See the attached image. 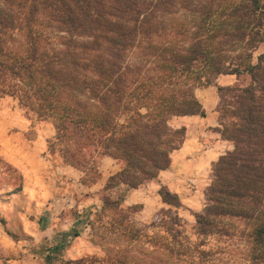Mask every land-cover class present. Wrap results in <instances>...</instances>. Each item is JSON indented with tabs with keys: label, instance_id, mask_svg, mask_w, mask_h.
<instances>
[{
	"label": "trees",
	"instance_id": "16d2710c",
	"mask_svg": "<svg viewBox=\"0 0 264 264\" xmlns=\"http://www.w3.org/2000/svg\"><path fill=\"white\" fill-rule=\"evenodd\" d=\"M183 12L192 19H169ZM261 43L264 0H0V95L52 119L58 140L116 159L121 170L105 189H131L183 146L187 128L173 117L206 116L197 88L248 73V86L220 87L235 101L221 130L234 149L214 164L195 227L202 237L228 234L221 218L241 217L251 226L245 259L264 264V52L252 62ZM135 51L142 60L130 63ZM160 195L180 204L165 186Z\"/></svg>",
	"mask_w": 264,
	"mask_h": 264
},
{
	"label": "rangeland",
	"instance_id": "374dc122",
	"mask_svg": "<svg viewBox=\"0 0 264 264\" xmlns=\"http://www.w3.org/2000/svg\"><path fill=\"white\" fill-rule=\"evenodd\" d=\"M177 15L169 19H192ZM263 52L264 43L252 51L254 64ZM140 54L127 60L140 62ZM251 82L248 73L220 74L197 88L206 116L173 117L188 130L186 144L168 169L131 189L119 181L105 189L121 170L116 159L94 147L87 152L84 140H58L52 119L0 95V264H248L251 226L241 217L221 218L228 234L202 237L195 226L209 202L214 164L234 149L221 130L236 118L235 101L220 87ZM110 158L120 165L115 173ZM162 186L178 195V206L163 201Z\"/></svg>",
	"mask_w": 264,
	"mask_h": 264
},
{
	"label": "crops",
	"instance_id": "0c3cea01",
	"mask_svg": "<svg viewBox=\"0 0 264 264\" xmlns=\"http://www.w3.org/2000/svg\"><path fill=\"white\" fill-rule=\"evenodd\" d=\"M188 131V130H187ZM185 144H186V140H185ZM184 144V145H185ZM184 145L182 146V147H184ZM181 147V148H182ZM180 148V149H181ZM105 161L106 162H109L110 163V165H111V167L113 168V173H115V172H117L118 170H119V168H120V165L119 164H117L115 161H114V159H112V158H110V159H105ZM103 176V175H102ZM107 178V177H106ZM104 176H103V178H101V181L103 180V182L105 181V179H106Z\"/></svg>",
	"mask_w": 264,
	"mask_h": 264
}]
</instances>
